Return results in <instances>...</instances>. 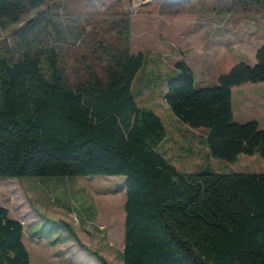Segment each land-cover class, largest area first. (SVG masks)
I'll list each match as a JSON object with an SVG mask.
<instances>
[{
	"label": "trees",
	"instance_id": "trees-1",
	"mask_svg": "<svg viewBox=\"0 0 264 264\" xmlns=\"http://www.w3.org/2000/svg\"><path fill=\"white\" fill-rule=\"evenodd\" d=\"M47 1L0 0V33ZM51 16L37 13L13 30L14 56L0 48V178L124 176L123 264H264V172L180 173L156 150L166 136L161 118L133 94L145 57L131 53L128 25L99 45L101 67L85 64L71 79L61 60L63 28ZM255 60L230 63L209 87H197L179 60L166 83L169 110L206 130L214 158H264V127L237 122L232 112L233 88L264 81V43ZM22 237L21 222L0 206V264H30Z\"/></svg>",
	"mask_w": 264,
	"mask_h": 264
},
{
	"label": "rangeland",
	"instance_id": "rangeland-1",
	"mask_svg": "<svg viewBox=\"0 0 264 264\" xmlns=\"http://www.w3.org/2000/svg\"><path fill=\"white\" fill-rule=\"evenodd\" d=\"M37 13L52 15L63 28L61 60L71 79L85 64L101 67L99 45L114 43L122 24L128 25L131 53L145 57L133 94L138 106L161 118L166 136L156 150L180 173L264 172L257 153L239 154L234 162L212 157L206 130L184 124L164 101L179 60L192 68L197 86L214 84L232 62L255 63V51L264 43V6L244 0H52L0 33L5 54L15 55L13 30ZM243 87L233 93L236 121L257 119L264 127V81ZM124 202L122 175L0 178V206L21 222L30 264H100L89 250L110 264H123Z\"/></svg>",
	"mask_w": 264,
	"mask_h": 264
},
{
	"label": "crops",
	"instance_id": "crops-1",
	"mask_svg": "<svg viewBox=\"0 0 264 264\" xmlns=\"http://www.w3.org/2000/svg\"><path fill=\"white\" fill-rule=\"evenodd\" d=\"M238 61H244L243 59H240V60H238ZM255 62H256V60H255ZM247 63V62H246ZM249 64H251V65H253L254 63H249ZM220 75V74H219ZM195 83H196V80H195ZM217 83V77H216V82H214V84H212V85H209V86H213V85H215ZM196 86H197V83H196ZM209 86H197V87H209ZM245 87H243V85H241V86H238V87H235V88H233L232 89V112H233V118H234V120L236 121L238 118H237V116L235 115V108H234V105H233V93H234V91L235 90H237V92L239 91V90H242V89H244ZM252 120H255V119H252ZM255 121H257L258 122V120L256 119ZM238 122V121H237ZM240 123H242V122H240ZM259 123V122H258ZM262 127V126H261Z\"/></svg>",
	"mask_w": 264,
	"mask_h": 264
}]
</instances>
